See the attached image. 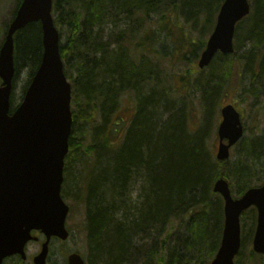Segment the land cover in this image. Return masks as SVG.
<instances>
[{
    "label": "trees",
    "instance_id": "obj_1",
    "mask_svg": "<svg viewBox=\"0 0 264 264\" xmlns=\"http://www.w3.org/2000/svg\"><path fill=\"white\" fill-rule=\"evenodd\" d=\"M223 1L52 0L72 96L61 194L84 204L87 264H208L224 224L214 182L226 179L234 197L264 183L263 133L245 129L223 161L208 140L231 79H237L236 90L248 92L249 84L264 82V0H249V14L235 26L234 51L217 52L198 67ZM14 46L10 112L40 64V23L17 31ZM165 58L194 66L193 74L179 75L180 85H171L160 65ZM196 92L203 118L193 128ZM240 223L235 264H264V254L252 249L245 262L256 209L244 211Z\"/></svg>",
    "mask_w": 264,
    "mask_h": 264
},
{
    "label": "water",
    "instance_id": "obj_2",
    "mask_svg": "<svg viewBox=\"0 0 264 264\" xmlns=\"http://www.w3.org/2000/svg\"><path fill=\"white\" fill-rule=\"evenodd\" d=\"M249 12V0L222 2L200 54L199 68L206 67L217 52H233L235 25ZM32 22L41 26V61L22 101L10 113L14 34ZM59 41L52 0H22L0 46V264L15 254L26 259V244L37 239L31 234L33 230L46 237L33 257L34 264H45L52 236L65 240L69 235L65 225L69 206L61 196V187L72 126L71 86L63 72ZM220 114L215 156L223 161L242 137L244 127L232 104L222 106ZM213 191L223 199L224 225L220 245L209 264H235L241 245L240 216L250 207L257 212L252 250L264 254V183L234 198L228 181L219 178ZM67 262L84 264L77 252L70 253Z\"/></svg>",
    "mask_w": 264,
    "mask_h": 264
},
{
    "label": "rangeland",
    "instance_id": "obj_3",
    "mask_svg": "<svg viewBox=\"0 0 264 264\" xmlns=\"http://www.w3.org/2000/svg\"><path fill=\"white\" fill-rule=\"evenodd\" d=\"M16 7V0H0V43L3 39V28L10 20L12 13ZM245 50L244 47L240 48L238 53L243 52ZM175 58V57H174ZM160 65L161 68L165 74V78L168 82L171 83V85L179 86L181 83V80L179 78V75H189L193 74V71L195 69L194 66L189 67L188 63L184 62H178L176 63L175 60L170 58L160 59ZM190 70V71H189ZM197 72L195 73L196 76ZM25 79V72H22L18 75L16 78V88H15V95L18 98L21 86ZM232 80V86L231 88H228V93L220 95L219 100V106H218V114L213 120L212 123H210V136L208 137L209 144L212 148V150L216 151L218 138L216 135V129L220 122V108L228 103H231L235 105L237 110L241 114L242 122L244 124V127L246 129V132L248 134L256 133L264 134V82L259 87L252 86L249 84L250 92L243 91L242 88H234L236 80ZM193 82V78L191 80ZM245 81H243V84ZM183 90V88H181ZM195 89H193L194 91ZM129 95L125 94L123 95V99L129 101H132V98H128ZM199 94L196 92L193 95V103L195 107H197V110L195 112V117L192 119L191 124L193 128H196L200 126L202 123V108L199 104ZM123 107H125L126 101L123 103ZM130 104V103H129ZM128 115L131 114L132 109L131 107L127 109ZM201 121V122H200ZM66 202L69 204L70 210L66 219V226L70 232V236L66 241H60L58 239H55V242L52 243L53 250L55 249V264H65L66 255L72 251L75 250L77 252H80L83 254L85 260H86V254L88 249V237H87V231H86V220H85V207L84 204H81V202H76L73 200H66ZM251 243L252 241L248 239L246 249H245V262L247 261L246 255L251 249ZM38 250V244L36 242H30L27 245V253L28 256H31ZM12 264V262L7 263ZM21 264H31L30 258H28L27 261L21 263Z\"/></svg>",
    "mask_w": 264,
    "mask_h": 264
},
{
    "label": "flooded vegetation",
    "instance_id": "obj_4",
    "mask_svg": "<svg viewBox=\"0 0 264 264\" xmlns=\"http://www.w3.org/2000/svg\"><path fill=\"white\" fill-rule=\"evenodd\" d=\"M32 234H33L37 239H36V240H32V241H30V242H36V243L38 244V250H37L36 252H34V254H32L31 256H28V253H27V247H26V260H22L19 254H15V255H12V256H10V257L5 258V259L3 260V264H7V263H10V262H12V264H21V263L27 261L28 258H30L31 264H34V263H33V257H34L36 254H38L39 251L41 250V246H42V244L46 241V237H45L41 232H38V231L33 232ZM55 239H57V238H55V237H51V238L49 239V242H48V244H49V245H48L49 250H48V254H47L46 259H45V264H55V249L53 250V248H51V247H52L51 245H52L53 242H55ZM58 240H59V239H58ZM30 242H29V243H30ZM29 243H28V244H29ZM73 251H75V250H72V251H70V252H73ZM70 252H69V253H70ZM67 255H68V254H67ZM67 255H66V259H65V264H68V262H67ZM18 260H20V261H22V262H18Z\"/></svg>",
    "mask_w": 264,
    "mask_h": 264
}]
</instances>
